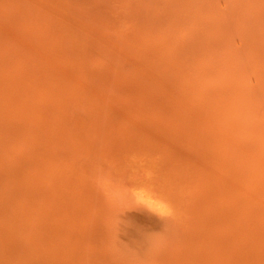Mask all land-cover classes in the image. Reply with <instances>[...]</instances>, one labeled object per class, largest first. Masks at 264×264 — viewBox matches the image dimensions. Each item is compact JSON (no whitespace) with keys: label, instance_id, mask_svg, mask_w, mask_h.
I'll return each instance as SVG.
<instances>
[{"label":"bare ground","instance_id":"obj_1","mask_svg":"<svg viewBox=\"0 0 264 264\" xmlns=\"http://www.w3.org/2000/svg\"><path fill=\"white\" fill-rule=\"evenodd\" d=\"M121 2L0 0V15H7L0 16V33L7 31L6 38L0 34V43L5 41L0 45V264H79L71 260L81 252L77 247L84 245L90 260L96 254L94 261L105 264L114 228L105 225L106 234L102 216H110L107 224L117 219L110 227L118 226L120 218H131L147 228L155 219L136 207L120 213L110 210L112 204L105 199L107 194L101 198L100 190L118 185L119 177L112 174L117 173L116 157L108 158L120 150L122 141L143 138L166 143L171 137L179 139V145L195 137V146L188 140V148L197 146L202 157L211 160L215 180H235L233 192L238 195L232 192L215 205L221 220L209 232L202 230L204 226L201 235L192 239L190 235L192 244L183 240L189 245L180 247L176 258L170 255L175 259L170 264L184 260L181 264H264V0H130L126 8L131 5L138 11L133 12L135 27L130 26L139 29L137 37L115 26L113 12L124 11ZM104 87L108 94L113 89L118 98L124 96L118 100L124 104L116 103L113 92L102 95ZM158 110L168 120L149 113ZM172 119L186 131H172ZM114 122L120 128L112 131ZM191 126L194 133L187 130ZM182 131L191 137L183 139L180 134L187 133ZM67 148L77 150L74 159L87 165L74 171L82 176L72 172L73 177L64 179L63 167L70 159H65ZM59 156L66 160L63 167L58 164L62 171L56 168ZM113 163L116 170L110 172ZM75 165H70L72 170ZM80 185L91 205V210L81 209L88 213L82 215L93 212L89 217L94 218L79 220L83 227L88 221L82 232L76 220L70 221L72 236L69 220L63 223L65 215L57 216L62 208L69 209L68 204L63 207L65 202L55 197L85 199ZM74 205L80 209L86 204ZM78 209L68 211H77L71 212L77 217ZM62 224L69 231L63 233ZM155 225L151 228L157 229ZM120 228L115 230L120 233ZM61 234L72 237V246L78 242L74 240L83 239L84 244L79 241L76 249L71 248L78 253L70 251L69 239H57ZM165 234L174 239L172 232ZM148 248L144 251L148 254L142 253L149 255ZM85 258V264L92 263L88 255ZM165 260L162 264H168Z\"/></svg>","mask_w":264,"mask_h":264},{"label":"rangeland","instance_id":"obj_2","mask_svg":"<svg viewBox=\"0 0 264 264\" xmlns=\"http://www.w3.org/2000/svg\"><path fill=\"white\" fill-rule=\"evenodd\" d=\"M120 1H122L120 5H124L125 7H122L124 11H121V13H119V11L113 12L114 14H116V16L114 17V19H115L114 21L117 25L115 24V26L118 29L120 28L121 30H123L125 32H128V33L132 32L133 34L131 33L130 35H132L133 37H137L136 33L139 32V29L137 28L138 30H136L135 28H130V26L135 27V20H134V14L135 13H133V12L137 11V8L140 7L139 5L141 3H143V1L139 2V4L137 5V8L136 7L132 8V6L130 5V7L128 9L126 8V4L128 5V3H130V0H120ZM131 1H133V0H131ZM136 13H138V11ZM135 15L137 16V14H135ZM0 16H2V15H0ZM4 16L7 17V15L3 14V16H2L3 19H4ZM126 22L128 24L130 22V25L127 26L128 24ZM0 34L4 36L5 34H7V31H4V34L2 31ZM4 37L6 38L7 35ZM16 39H17V37H14L15 42H18V40L16 41ZM1 42L2 43H0V45H5L4 44L5 41H1ZM7 42L9 43L8 40H7ZM123 78L121 79V76H120L119 79L123 80ZM117 84H119V82H117ZM117 84L114 82V85H117ZM112 85L113 84H111V86ZM123 85H125V84H123ZM106 87L109 88V85H107ZM121 87H122V85H121ZM140 87H141V85H140ZM115 88H116V86H115ZM127 88H128V86L126 88L124 87V89H127ZM104 89H105V87H104ZM104 89H102V91H104ZM116 89H117V92H119L118 89H121V88L118 87ZM122 89H123V87H122ZM105 90H106V91H104L105 93H103L102 95L107 94L106 96H109L110 93L113 92V89L112 90L110 89V93L108 94L106 92L107 91L109 92V89H105ZM115 91L116 90H114V92ZM120 91H122V90H120ZM114 92L111 94V96L116 97V98H114V99H116V103H120L121 100L118 101L119 98H124V96L119 97V98L117 96H119L123 93L119 92L118 93L119 95L116 96L117 93L116 92L114 93ZM125 95H126V93H125ZM126 101H127V99H126ZM106 104L107 103H104L103 105H106ZM120 104H121L120 106H122V104H124V103H120ZM156 112L160 113V115H164L165 119L168 120V115L162 113L160 110L153 111V112L150 111L149 113L150 114L153 113L152 116H154V115H156L155 114ZM133 114H136V113L132 112V115ZM148 118H150V117H148ZM170 119H171V117H170ZM172 120H174L173 124H175V125L172 126L171 130L174 132H178L179 131L178 128H180L179 121H176L177 123H175V119H172ZM162 121H164V120H162ZM114 124H115V126H113ZM114 124L112 125L113 127L111 126L112 131H114V129H113L114 127H116L115 130H117L119 125H120V124H118V126H116L117 125L116 122H114ZM182 128H184V130L186 131V128L184 127V125L180 129H182ZM187 130L192 131L190 133H194V131L192 130V126L190 129L187 128ZM172 131L169 134H172ZM185 131H182V133L183 132L187 133L188 136L187 135L185 136L184 134H180V136H182V138L183 137H189V136L191 137L189 132H185ZM146 137L147 136H145L144 138L147 139ZM171 138H172V139H170L171 141L166 142V143H163L162 141L161 142L160 141L159 142L152 141V140L150 141L149 139L144 140L143 138H138L135 140L132 139L129 141H122L119 143L120 144V150H118L117 152H114L111 155L108 152H106L105 155H107L108 157L110 155V157L108 158L109 160H111V161L115 160V157H116V160L118 161V162L116 161L117 163L115 161H113L115 164H118L117 167L113 166V165H115L113 163V164H110L112 166H108V168L110 169V172L112 170L114 171L115 167L117 168V170L115 169L116 170L115 172H117L118 174L116 173V175H115V173L113 171H112L113 172L112 174L114 176L119 177L118 178L119 181H117V182H119V184L118 185L116 184L115 186L112 184L111 185L108 184V186L106 185V187L110 189V190L108 189L109 191L104 186V188H105L104 191H103V189L100 190L101 191L100 193L102 194L101 198L104 199L103 196H105L107 194L105 199L107 198V200L112 204V206H111L112 209H110L112 212L117 211L120 213L123 210H125L126 208H128V209L133 208V210H134L135 207H136V209H139V210L141 209V211L150 212L155 218V219L153 218L154 220H152L150 225H151V227L153 225V228H154V225L156 224L155 226H157V229L147 227L148 229H150V230H148L146 227H143L144 223L137 221V220L134 221L131 218H125V219L120 218L121 214L117 215L118 214L117 212H116L117 213L116 215L119 216V218L121 220H119V224L116 223V225L118 224V226L110 227L108 225L115 223L117 221V219H116V221L113 220L115 222L112 221V223L107 224L104 221H105V219H107V221L110 220L109 219L110 216L109 217H108V215L106 217L102 216L101 218H103V219H101V220H103V221H101V220H99V221H101L102 226H104V232H106L105 225L107 228H111V230H112V228H114V230H115V229H117V227H119V228L121 227L123 229L125 227V229L128 230L126 232L120 228V233L118 230H115V232L113 230L112 231L113 233H112L111 230L108 229V230H110L109 233H112V236L111 235L110 236L112 237L113 242L111 244V254L107 257H109L110 261L113 260V262L112 261L109 262V260L106 261L107 258L105 257L106 262L103 259V262H105V264L106 263L107 264L108 263L109 264H162L165 259H166L165 261H167L168 264H170V262H172L170 260H173V261L175 260V259H173L175 257V254L179 255L177 252L181 253L182 250L178 251L180 249V247L182 248L183 246H186L188 244L187 243L186 245H183L189 240L190 235H192L190 237V239L196 238L197 235H201L199 232L204 226H205V228L202 230L205 231V229L206 230L208 229L207 231L209 232L210 231L209 228L211 229L214 226L215 222L221 220V219H218L220 217L218 216L217 213L215 215V211H214L215 205L219 202H222L224 199H227L230 194L233 195L234 192H236L238 195L237 190L233 192V190L236 189V187H235L236 184L234 185L235 180L231 181V179H229V180L227 179V181L225 180V181L221 182L219 175L217 174L218 172L216 174L218 175L217 178H219V179H218V181L215 180L216 177L212 176V172L214 171L213 169L215 167L212 164L211 160L205 159L206 156L202 157L201 150L197 149L196 148L197 146L195 147L197 149V151H194V150H196L195 148H194V150L193 149L191 150L190 148H188L191 145V144H188L189 141H190V143H192V141H194L193 139H196L195 137L190 138V139L188 138L189 141L187 140L188 142L187 141L182 142V145L178 144L179 139L174 138V137H171ZM183 139H182V141H183ZM186 142H187V147H185ZM196 142H197V140L195 141V143ZM183 143H185V144H183ZM195 143L194 144L192 143V144L195 146ZM182 147H184V148H182ZM64 149H66V148H64ZM73 149L74 148H72V149L70 148V150H69L67 148L66 152L70 151L68 154H70L72 152L70 154V156H68V154L66 152H64L63 150L61 151L62 153L64 152L63 154H65V153L67 154L66 155L67 157H65L63 155L65 157V159L66 158L68 159V157H70V159L71 158L74 159V157H76V156H74V153L77 150H75V149L73 150ZM189 150H191V151L189 152ZM61 154H59V155H61ZM114 155H116V156H114ZM63 156H62V158H63ZM59 158H60V156L58 157V160H61L62 163L59 161H58V163L56 162L57 164L56 163L55 164L57 165V167H56V165H55V167L57 168V170L59 168V171H62V167L65 165V164H63L64 161H62V160H65V159H59ZM70 159H68L69 165L67 163L65 165V167H63L67 171V173L65 174L66 171L63 169V171H65L63 173L64 174L63 176H65V178L63 177L64 179H66V176L67 177H73L74 174H77V176H78L79 172L75 173L76 168H77V170H81L80 169L81 167L85 168V166H87V165L83 164V162L80 163L79 160L76 162L77 158H76V160L72 159V162L70 164V161H71ZM108 159H106V160H108ZM66 160H65V162H66ZM59 163L62 167L60 165H58ZM110 163H112V162H110ZM74 164H77V165H75V167H73V170H72L70 165H74ZM67 167H70L71 171L68 170ZM72 172L74 173L73 175H72ZM61 174H62V172H61ZM80 174H82V173L80 172ZM119 174H120V176H119ZM214 175H215V172H214ZM80 176H82V175H80ZM96 176H98V175H96ZM76 177H74L75 179H73V181H74L73 184L75 187L79 185V183H76V182H78L76 180ZM81 178L82 177H80V179ZM93 178H94V176H93ZM240 178H243V177H240ZM230 181L233 183H231ZM97 182L99 183V180H97ZM106 182L101 181L102 184L106 183ZM98 183H96V185ZM239 184L242 185L243 184L242 181ZM241 185H238V186L240 187ZM98 187H100V186H98ZM239 187H237V189ZM99 189H101V188H99ZM71 190H72V187H71ZM78 190L82 191L81 192L82 194L84 193L83 196H85V199L83 197L81 199H79L76 196H75L76 198L72 197V195H70L72 193V191L69 192V195H70L69 197H67V195H66V199L69 198L72 201L71 203L68 202L69 199L65 200L64 197H61L59 195H57L55 198L65 202L64 205H62L63 207H66L65 205L68 204L67 207L70 210H73V209L77 210L78 209L77 206L75 207L76 204L74 205V203L80 204V206L78 205L79 207L82 206V203L86 204L83 207H81L80 209H78V211L80 210L81 215H82V212H83V215L84 214L86 215L88 213H86L84 210L81 212V209L88 208L89 210H91L90 209L91 205H89V201H88L89 199H88V196L86 194L87 190L85 189V192H84L81 188V185L79 186ZM73 198L79 199V200L76 201ZM83 199L85 202L83 201ZM107 200H104V201H107ZM79 201H80V203H79ZM59 202H57V203H59ZM63 202H60V205H61V203L63 204ZM104 203H106V202H104ZM226 203L227 202H224L223 204H226ZM71 204H73V206H74L73 208L71 207L72 206ZM107 207H108V205H107ZM107 207L105 206V209L108 211ZM137 207H140V208H137ZM58 208L61 209L60 206ZM58 208H57V210H58ZM63 209L65 210V208H62L61 211L60 210L58 212L56 211L57 213H59L58 215L56 214L57 216L60 217L62 215V217H64L63 215H65V217L68 218L66 221V220H64V219H66L65 217H64V219L62 217H60L63 219V223H64V221L68 223V220H69V222L76 220L74 222H78V223H74V222L73 223L75 225H78V224H79V226L81 225V232L84 231V229L86 230L88 228V226H87V228L85 227L88 224V221L84 222V223H87L84 226L85 228L83 227L84 224H82V222L85 221V219L87 217H89L91 214H93V212H89V210H88L89 215H87V217H84L85 215L84 216L82 215L83 217H81V215L78 212L77 214L79 216L77 215V217H76L75 215H76L77 211H75V212L71 211V212L75 213V215L73 216L74 213L72 214L70 211H68L69 209L67 210V208H66L65 211H67L68 214L71 215V216H69L67 214V212H65V213L62 212ZM85 210L87 211V209H85ZM111 211H110V213H112ZM62 213H64V214H62ZM107 213H109V212H107ZM56 215H55L56 220L57 221L60 220L59 218H57ZM68 216L70 218L72 217V219H70ZM73 218H76V219H73ZM89 218L91 220H93L94 217L91 216ZM79 220H82V222ZM153 221H155V224L153 223ZM92 222L93 221L90 222L91 225L94 224V223L92 224ZM67 223H65L66 226H69V225L72 226V228H70V227H68V228L71 230L70 234L73 236V234H72L73 233V231H72L73 230V223L70 222V223H68L69 225ZM150 225L148 224V226H150ZM211 225H212V227H211ZM145 226H147V225H145ZM63 227H65L64 224H62V231H63V229H66L63 231V233H64L65 231L68 230V228H63ZM76 227H78V226H76ZM75 229L76 228H74V230ZM121 230L123 232L127 233V237L125 235L126 233L124 234L123 232H121ZM116 231H118L119 234H123L121 236H124V237H122V239H121V237H118L119 234H117L118 236H114ZM165 231H166V233L168 232V234H169V232L170 233L172 232L174 234V237H173L174 239L170 240V236L168 237L165 234V236H167L166 237L167 240H166L165 236H164ZM67 234H69V232H67ZM106 234H108V233L106 232ZM183 235H185V238ZM62 236H63V238H62ZM179 236H180V239H182V240H179ZM115 237H116V240H115ZM61 238L64 239L65 242H67V239H69V235L66 236V235L61 234L60 237L57 236V239L60 240ZM127 238L129 241L127 240ZM70 239H72V237ZM70 239L68 240L69 242L67 243V244L71 243V244H69V246L71 245L69 249L73 248V246H74V245L72 246L73 240L70 241ZM73 239H75V238H73ZM124 239L126 240V243H124L125 241L124 242L122 241ZM147 239L148 240L150 239V241H147ZM186 239H187L186 242L183 241ZM141 240L144 241L145 244H147V243L150 244V246L148 244L146 246L147 248L149 247L148 248V251H150L149 255H145V254H148V252H144V251H147L146 250L147 248H145V244L143 242H142L143 243L142 247L145 250H142L141 244H140ZM75 241L76 242L78 241L75 244V246H79V244H78L79 241L80 242L82 241L81 244H84V241L82 238L79 240H74V242ZM120 241L122 243H120ZM149 242H151V243H149ZM190 242H189V244H192V242L191 243ZM119 244L121 245L120 248L118 247ZM68 247H67V249H68ZM77 248L78 249H76V247H75L74 249H76V251L80 249L81 252L78 251L79 253H81L80 256H77V255H79L78 252H76L74 249H71L70 251L73 250L78 254H76V258H72V260L70 259L71 257L69 258L68 256H66L67 260H71L73 262L76 261V263H79V264H85L86 261H84V260H86V258L84 259V257H86L88 255L87 261L89 260L91 262L92 259L94 261V258H95L94 256H97L96 254L95 255L93 254L92 259L90 260L89 258H91V257H89V256L91 254L89 255V253L86 251L85 245H84V247L82 246V247H77ZM82 249H83V253H82ZM66 251H67L66 255H68L69 250H66ZM73 251H72V253H73ZM84 251H86L87 253H85ZM115 251H117L118 253L116 254ZM142 252L145 254H143ZM69 253L71 254V256H73V254H74V253L72 254L71 252H69ZM139 253L142 256L144 255L147 257L143 256L141 258V256L138 255ZM172 254L174 255L173 258L170 256ZM81 255H83L84 257ZM117 256L122 257V259L119 258L120 260H118V262H117V258H118ZM124 256H126V258H124ZM138 256H139V258H138ZM148 256H149V259H148ZM82 257H83V259L80 261L81 262L80 263L79 259H81ZM170 258H172V259H170ZM184 258H182V259H184ZM76 259H78V261ZM93 261H92V263H93ZM68 262H67L68 264L72 263L70 261H68ZM95 262L97 264H100L101 260L100 261L96 260V261H94V263ZM176 262H179V261H176ZM183 262H185V260ZM183 262H181V263H183ZM72 264H75V262ZM172 264H174V263H172Z\"/></svg>","mask_w":264,"mask_h":264}]
</instances>
